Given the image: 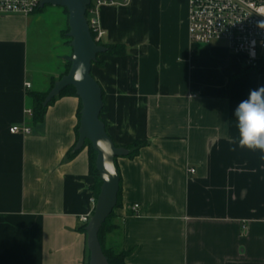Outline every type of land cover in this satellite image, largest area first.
I'll list each match as a JSON object with an SVG mask.
<instances>
[{"label": "crops", "instance_id": "0c3cea01", "mask_svg": "<svg viewBox=\"0 0 264 264\" xmlns=\"http://www.w3.org/2000/svg\"><path fill=\"white\" fill-rule=\"evenodd\" d=\"M60 7L0 14V264L90 262L88 148L70 156L80 99L57 97L37 123L26 114L28 93L68 64ZM100 25L102 43L126 46L92 66L107 133L120 147L146 141L116 160L120 228L108 243L130 251L126 264H264V161L239 147L234 116L264 86V52L250 67L224 41L192 42L189 0L103 5ZM24 123L29 134L10 132Z\"/></svg>", "mask_w": 264, "mask_h": 264}, {"label": "water", "instance_id": "95a60500", "mask_svg": "<svg viewBox=\"0 0 264 264\" xmlns=\"http://www.w3.org/2000/svg\"><path fill=\"white\" fill-rule=\"evenodd\" d=\"M91 0H42L40 7L46 5L61 6L68 10V37L73 53L71 67L57 80L47 93L44 105L47 106L66 87L73 86L82 102L79 138L76 149L82 148L86 141L92 143L97 152L96 166L102 181L94 213L86 226L87 241L90 251L89 264H108L99 240V232L115 209L120 190V172L116 158L126 156L129 150L115 145L101 119L103 110V91L99 82L92 75V66L98 55L106 52L104 45L93 38L87 17V7Z\"/></svg>", "mask_w": 264, "mask_h": 264}, {"label": "built area", "instance_id": "2783aa9c", "mask_svg": "<svg viewBox=\"0 0 264 264\" xmlns=\"http://www.w3.org/2000/svg\"><path fill=\"white\" fill-rule=\"evenodd\" d=\"M42 0H0V14H22L28 16L40 7ZM128 0H91L87 7V21L94 33L96 42L101 41L104 29L100 25V7L127 3ZM264 21V0H189V37L192 42L212 43L224 41L229 49L244 57L246 64L257 67L264 52V29L258 27ZM25 87H31L30 82ZM26 114L32 115V109ZM12 133L29 134L31 127L24 123L10 127ZM195 173V168L189 169ZM96 204V200L94 199ZM139 204L130 207L139 214ZM92 213L84 215L81 220L88 224Z\"/></svg>", "mask_w": 264, "mask_h": 264}, {"label": "trees", "instance_id": "16d2710c", "mask_svg": "<svg viewBox=\"0 0 264 264\" xmlns=\"http://www.w3.org/2000/svg\"><path fill=\"white\" fill-rule=\"evenodd\" d=\"M42 8H45V6L44 7H38L37 10H40ZM64 9L68 12V10L66 8H64ZM86 15H87V13H86ZM68 16H69V13H68ZM68 31H69V26H68L67 30L65 31V35L67 36L68 41H69V45H70L71 38L68 37V35H67ZM91 33H92L93 38L95 39L96 34L94 33V31L92 29H91ZM97 43L104 45L107 48V50L105 52L106 54L122 55V54L126 53V46L124 44H104V43H102V41H98ZM72 53H73V50H72ZM95 63L99 64V63H101V60H99V58H97V60L95 62H93V64H95ZM71 64H72V62L70 59V61L67 64L66 70L62 74V76L65 75L66 73H68V71L71 67ZM55 82H56V80H54L52 82L51 88L54 86ZM51 88L47 92L30 91L28 93L29 100L31 102V109L33 111V116H32L33 122L37 123V122H40L44 119V116L46 114L48 106L57 97L64 96V95H73V96H77L79 98V96L77 95L76 89L73 86H68L57 97H55L47 106H45L44 100L46 98L47 93L51 90ZM81 109H82V102L80 100V105H79V110H78L79 122H78V126H77L78 138H79L78 131H79V127H80ZM101 114H102V112H101ZM101 119H102V117H101ZM145 144H146V141H135V142H133L132 144H130L129 146L126 147L129 150V153L127 156L128 157L136 156L139 153L140 149ZM86 147L88 148V154H89L90 174L94 178V183L92 185V189L94 191L95 200H97V197H98V194L100 192L101 185H102V181H101V178H100L97 166H96L97 152L93 148L92 143L89 140H87L85 145L82 148H80V149L74 148L70 152V156H74L76 153H78L79 151H81L82 149H84ZM116 160H117V158H116ZM121 206H122V201H121V185H120L117 205H116L115 209L112 211V213L110 214V216L103 223V225L100 229V232H99V240H100V243L102 245L103 252L107 258L108 264H126V258L128 256V254L130 253L129 250L121 249L115 245L108 243V238L112 234H114L116 231H118L120 228V224H118L116 222L117 214L115 211L117 208H120ZM86 226H87V224L83 228L84 231H86ZM86 234H87V232H86Z\"/></svg>", "mask_w": 264, "mask_h": 264}, {"label": "clouds", "instance_id": "9594fccd", "mask_svg": "<svg viewBox=\"0 0 264 264\" xmlns=\"http://www.w3.org/2000/svg\"><path fill=\"white\" fill-rule=\"evenodd\" d=\"M258 27L264 29V21ZM239 134L238 145L251 151H259L264 161V86L251 90L248 98L235 109Z\"/></svg>", "mask_w": 264, "mask_h": 264}, {"label": "rangeland", "instance_id": "374dc122", "mask_svg": "<svg viewBox=\"0 0 264 264\" xmlns=\"http://www.w3.org/2000/svg\"><path fill=\"white\" fill-rule=\"evenodd\" d=\"M48 7L49 6H53V5H47ZM58 7V6H57ZM60 7V6H59ZM61 8V7H60ZM64 9V8H63ZM64 12H66V16L68 18V12L64 9ZM66 43L69 45V41L67 39H65ZM67 49H68V62L70 61L71 57H72V48L71 46H67ZM263 52V51H262Z\"/></svg>", "mask_w": 264, "mask_h": 264}]
</instances>
